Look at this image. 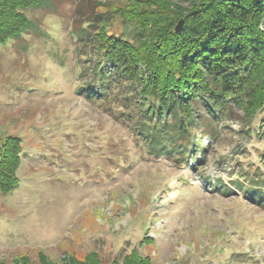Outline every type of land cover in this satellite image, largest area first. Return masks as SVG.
Here are the masks:
<instances>
[{
	"label": "rangeland",
	"instance_id": "rangeland-1",
	"mask_svg": "<svg viewBox=\"0 0 264 264\" xmlns=\"http://www.w3.org/2000/svg\"><path fill=\"white\" fill-rule=\"evenodd\" d=\"M84 3L28 8L26 30L0 44V137L17 136L22 146L18 184L0 203V264H36L39 252L64 264L92 249L112 258L139 243L156 264H264L263 209L242 192L211 190L196 171L140 156L108 111L76 93L85 37L73 20ZM263 117L253 121L263 123L259 136L214 142L211 179L228 182L231 162L264 151ZM110 151L121 153L116 162Z\"/></svg>",
	"mask_w": 264,
	"mask_h": 264
},
{
	"label": "trees",
	"instance_id": "trees-1",
	"mask_svg": "<svg viewBox=\"0 0 264 264\" xmlns=\"http://www.w3.org/2000/svg\"><path fill=\"white\" fill-rule=\"evenodd\" d=\"M46 1L0 0V44L26 30L24 10ZM84 1L73 20L85 37L76 93L108 111L140 156L196 171L211 190L224 196L242 192L264 210V151L256 160L231 162L228 174L234 177L228 182L206 174L214 142L260 135L263 123L253 121L264 110V0ZM179 19L183 24L176 31ZM21 151L19 137H0V203L18 184ZM120 154L110 151L109 159L116 162ZM214 155L220 164L226 160L219 151ZM142 244L112 258L92 249L63 262L156 264ZM13 264L30 261L20 257ZM36 264L58 263L39 252Z\"/></svg>",
	"mask_w": 264,
	"mask_h": 264
},
{
	"label": "water",
	"instance_id": "water-1",
	"mask_svg": "<svg viewBox=\"0 0 264 264\" xmlns=\"http://www.w3.org/2000/svg\"><path fill=\"white\" fill-rule=\"evenodd\" d=\"M182 24H183V19H179L178 22L176 23L174 29H175L176 31L180 30L181 27H182Z\"/></svg>",
	"mask_w": 264,
	"mask_h": 264
},
{
	"label": "built area",
	"instance_id": "built-area-1",
	"mask_svg": "<svg viewBox=\"0 0 264 264\" xmlns=\"http://www.w3.org/2000/svg\"><path fill=\"white\" fill-rule=\"evenodd\" d=\"M263 30H264V28L263 27H261Z\"/></svg>",
	"mask_w": 264,
	"mask_h": 264
}]
</instances>
